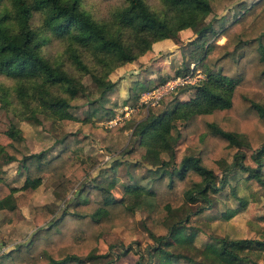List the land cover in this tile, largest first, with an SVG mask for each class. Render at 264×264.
Wrapping results in <instances>:
<instances>
[{
	"label": "trees",
	"instance_id": "16d2710c",
	"mask_svg": "<svg viewBox=\"0 0 264 264\" xmlns=\"http://www.w3.org/2000/svg\"><path fill=\"white\" fill-rule=\"evenodd\" d=\"M83 1L0 0V75L15 82L9 86L0 81V116L9 109L18 118L37 123L36 113L43 112L67 124L74 118L67 111L69 98L84 90L82 76L91 79L98 98L106 102L116 90L108 78L115 68L136 60L157 40L176 39L182 28L199 37L212 29L205 18L214 9L213 0H157L153 5L147 0H120L96 16ZM215 35L200 52V61L209 70L194 85V96L174 100L134 127L145 148L139 161L149 185L128 182L114 197L109 192L112 183L100 180L84 192L78 188L74 210L64 209L53 219H47L51 212L46 204L36 206L32 217L36 229L2 250L0 260L85 264L99 256L93 250L101 232L132 226L134 197L140 193L138 207L167 231L150 234L154 243L141 248L135 264H262L249 251L264 248V239L210 234L198 244L201 230L191 224L192 217L214 206L215 194L240 178L236 175L255 180L264 192V0L243 8ZM219 37L223 42L217 41ZM52 41L62 47L56 58L43 52ZM56 86L66 95L55 92ZM179 124L185 150L175 162V148L168 146L167 137H179ZM20 140L15 122L0 130L1 162L17 160L25 172L20 187L0 179L3 222L15 220L16 209L27 204L37 186H50L61 177L79 179L88 172L85 163L72 161L75 143L68 134L49 158L43 151L23 154ZM246 158L253 166L244 162ZM196 202L192 210L190 205ZM239 211L229 209L217 217L226 220Z\"/></svg>",
	"mask_w": 264,
	"mask_h": 264
},
{
	"label": "rangeland",
	"instance_id": "374dc122",
	"mask_svg": "<svg viewBox=\"0 0 264 264\" xmlns=\"http://www.w3.org/2000/svg\"><path fill=\"white\" fill-rule=\"evenodd\" d=\"M120 0H85L83 6L93 15L104 14L112 3ZM153 5L157 0H147ZM255 0H213L214 9L205 18L210 21L212 29L198 36L192 29L186 27L178 32L176 39L166 38L153 43L150 48L136 60L126 62L115 68L108 78L116 84V90L110 94L106 102L98 98V91L91 79L84 75L80 82L84 90L75 97L69 98L67 111L73 114L67 124L37 112L38 122L20 119L9 109L0 116V130L8 128L15 122L21 129V140L18 148L25 154L44 152L46 158L56 154L61 146L59 139L69 135L75 143L72 149V161L82 162L88 166L87 174L79 179L61 177L50 186L41 184L27 198V204L16 209L13 222L0 220V254L2 250L23 241L36 229L32 222L35 207L46 204L53 219L65 209L72 212L78 201L75 192L78 188L85 191L92 183L100 182L105 185L112 183L109 192L114 197L122 194L123 185L137 182L149 185L146 178L145 166L139 161L144 153V147L133 133L137 122L147 115L168 106L176 99H189L195 94L193 84H180L168 89L157 101L150 105L143 104L141 95L152 92L156 86L184 72H197L196 79H204L208 72L206 63L200 61L202 48L214 40L220 29L230 22L238 13ZM185 29V30H183ZM219 37L218 42H223ZM58 41H52L43 47V52L54 58L61 50ZM61 59V57L59 58ZM188 69V70H187ZM177 71L179 73H177ZM3 85L12 86L14 79L0 75ZM195 83V84H194ZM143 87V89H141ZM145 88V89H144ZM147 88V89H146ZM55 92L66 95L61 87H54ZM132 104V105H130ZM179 137L174 140L168 136V146L175 148V162L180 160L185 150L183 127L179 124ZM118 161V162H116ZM244 162L253 166L246 158ZM264 167V166H263ZM220 175V173H218ZM47 174L43 173L42 178ZM232 179L218 194H215L214 206L206 209L199 216L192 217V225L199 227L198 244L206 235L228 236L230 238L253 237L264 239V192L263 187L255 180H246L244 175ZM25 178V172L17 160L2 163L0 159V179L8 185L20 187ZM18 192V191H15ZM14 192V193H15ZM141 194H135V216L132 226H115L107 232H101L97 245L93 250L99 256L85 264H135L139 251L145 245L154 243L153 235H164L166 226L152 223L140 207ZM245 200V205L241 201ZM199 202L190 205L195 209ZM240 211L229 219L217 217L222 211L229 209ZM46 219V220H47ZM250 256L258 263L264 264V248L250 249ZM9 259L3 258L0 264H8Z\"/></svg>",
	"mask_w": 264,
	"mask_h": 264
},
{
	"label": "built area",
	"instance_id": "2783aa9c",
	"mask_svg": "<svg viewBox=\"0 0 264 264\" xmlns=\"http://www.w3.org/2000/svg\"><path fill=\"white\" fill-rule=\"evenodd\" d=\"M196 76L197 72L186 71L183 73V75L171 77L170 79L162 82L161 85L156 86L152 92L142 94L141 101L143 102V104L150 103V105H153L157 101V98L160 97L166 91H168V89H172L174 86L180 84L191 85L195 81L198 82L200 79H196Z\"/></svg>",
	"mask_w": 264,
	"mask_h": 264
},
{
	"label": "crops",
	"instance_id": "0c3cea01",
	"mask_svg": "<svg viewBox=\"0 0 264 264\" xmlns=\"http://www.w3.org/2000/svg\"><path fill=\"white\" fill-rule=\"evenodd\" d=\"M183 30H185V29H183ZM157 42H159V41L157 40ZM157 42H155V43H157Z\"/></svg>",
	"mask_w": 264,
	"mask_h": 264
}]
</instances>
